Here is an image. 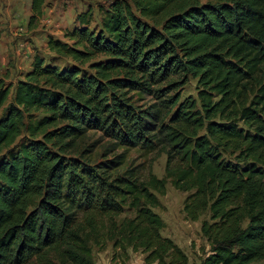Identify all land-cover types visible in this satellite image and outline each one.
Wrapping results in <instances>:
<instances>
[{
  "label": "trees",
  "instance_id": "1",
  "mask_svg": "<svg viewBox=\"0 0 264 264\" xmlns=\"http://www.w3.org/2000/svg\"><path fill=\"white\" fill-rule=\"evenodd\" d=\"M45 0H31L29 22ZM0 78V264H95L93 246L189 264L161 234L167 180L187 192L209 248L198 264H264V0H110ZM195 80L196 95L180 88ZM151 99V104L143 100ZM99 131L97 162L72 152ZM165 154L164 176L122 168L125 153ZM113 156H110L112 155ZM125 211L132 215H123Z\"/></svg>",
  "mask_w": 264,
  "mask_h": 264
},
{
  "label": "rangeland",
  "instance_id": "2",
  "mask_svg": "<svg viewBox=\"0 0 264 264\" xmlns=\"http://www.w3.org/2000/svg\"><path fill=\"white\" fill-rule=\"evenodd\" d=\"M109 1L45 0L41 16L29 22L32 14L31 0H0V78L13 85L10 97L15 81L30 68L36 53L44 57L46 62L56 59V63H62L47 49L48 36L64 40V31L74 27L78 23L77 16L87 10L92 13L90 27L96 28L101 13L99 8L107 7ZM179 91L182 99L195 96V80L189 79ZM141 103L148 105L152 100L147 98ZM113 147L111 139L99 131L90 130L77 139L73 151L68 154L79 157V152L84 151V158L97 162L103 153ZM115 153L126 155L122 168L136 166L142 174L150 168L158 178L164 176L166 156L163 153L144 155L137 148L124 150L123 147L117 148ZM187 194L175 189L167 180L164 193L157 194L160 205L153 210L164 222L161 234L171 238L186 253L189 264H198L209 248L200 232L201 220L208 215L204 214L196 221L187 219L183 212ZM125 214L132 215L133 212L125 211ZM127 253V257L122 255L120 250L112 248L110 241H106L103 245L93 246L92 259L95 264H146L141 252L128 249Z\"/></svg>",
  "mask_w": 264,
  "mask_h": 264
},
{
  "label": "crops",
  "instance_id": "3",
  "mask_svg": "<svg viewBox=\"0 0 264 264\" xmlns=\"http://www.w3.org/2000/svg\"><path fill=\"white\" fill-rule=\"evenodd\" d=\"M29 68V67H28Z\"/></svg>",
  "mask_w": 264,
  "mask_h": 264
}]
</instances>
